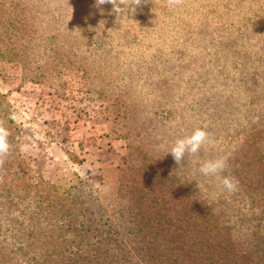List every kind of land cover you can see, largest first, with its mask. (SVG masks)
<instances>
[{
    "label": "rangeland",
    "instance_id": "rangeland-1",
    "mask_svg": "<svg viewBox=\"0 0 264 264\" xmlns=\"http://www.w3.org/2000/svg\"><path fill=\"white\" fill-rule=\"evenodd\" d=\"M165 1L0 0V264H264L261 0Z\"/></svg>",
    "mask_w": 264,
    "mask_h": 264
},
{
    "label": "clouds",
    "instance_id": "clouds-1",
    "mask_svg": "<svg viewBox=\"0 0 264 264\" xmlns=\"http://www.w3.org/2000/svg\"><path fill=\"white\" fill-rule=\"evenodd\" d=\"M147 2V0H143ZM181 0H168V4L176 5ZM142 0H95V6L99 8L101 13L104 9L101 7L105 4H111V14L115 16V23L120 24L126 14H134ZM10 131L0 122V165L9 155L11 144L9 141ZM210 135L205 127H196L190 134L178 137L171 145L167 153H171L175 162L182 166L185 158L187 163L199 167L196 169L200 175L204 177L214 178L221 186L222 191L231 195L238 191V181L230 175H222L228 168L227 159L225 157H215L209 159H200L201 150L209 144ZM197 187L202 190V186L197 182Z\"/></svg>",
    "mask_w": 264,
    "mask_h": 264
},
{
    "label": "trees",
    "instance_id": "trees-1",
    "mask_svg": "<svg viewBox=\"0 0 264 264\" xmlns=\"http://www.w3.org/2000/svg\"><path fill=\"white\" fill-rule=\"evenodd\" d=\"M164 1V0H163ZM219 1V0H218ZM222 1V0H221ZM224 1V0H223ZM246 0H240V2H243ZM163 3H168L167 1L163 2ZM232 3H234V0H228L227 4L225 7H229ZM259 3H261V8L259 9V12L256 13H252V16L248 17V16H244L245 20H251L254 21L255 23L264 19V0H261Z\"/></svg>",
    "mask_w": 264,
    "mask_h": 264
},
{
    "label": "crops",
    "instance_id": "crops-1",
    "mask_svg": "<svg viewBox=\"0 0 264 264\" xmlns=\"http://www.w3.org/2000/svg\"><path fill=\"white\" fill-rule=\"evenodd\" d=\"M85 163H86V162H85ZM86 165H87V164H84L83 166L80 165L81 169H82V168H87Z\"/></svg>",
    "mask_w": 264,
    "mask_h": 264
}]
</instances>
